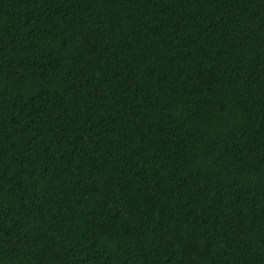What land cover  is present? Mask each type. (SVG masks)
Wrapping results in <instances>:
<instances>
[{"label": "trees", "instance_id": "16d2710c", "mask_svg": "<svg viewBox=\"0 0 264 264\" xmlns=\"http://www.w3.org/2000/svg\"><path fill=\"white\" fill-rule=\"evenodd\" d=\"M0 264H264V0H0Z\"/></svg>", "mask_w": 264, "mask_h": 264}]
</instances>
